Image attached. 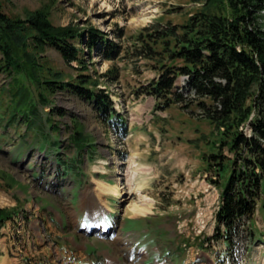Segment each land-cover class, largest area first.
<instances>
[{
	"label": "rangeland",
	"instance_id": "rangeland-1",
	"mask_svg": "<svg viewBox=\"0 0 264 264\" xmlns=\"http://www.w3.org/2000/svg\"><path fill=\"white\" fill-rule=\"evenodd\" d=\"M2 1L10 16L25 18L42 9L56 25L98 27L124 48L144 27L183 23L202 7L201 0ZM120 31L122 38L116 35ZM47 54L67 77L80 71L77 62L66 64L55 49ZM123 54L115 61L93 55L85 72L110 94L127 124L124 137L92 104L69 91L56 95L65 116L50 117L60 123L59 131L48 128L49 136L59 139L62 156L52 148L44 152L42 140L28 133L22 119L7 125L9 114L0 118V210L11 215L0 229V264L4 259L11 264H264L262 203L250 222H240L239 235L230 242L212 239L221 190L210 181L215 174L204 170L207 149L201 141L211 124L195 105L163 108L140 94L158 72ZM7 84L0 73V91ZM177 88L184 89L182 78ZM1 96L9 103L8 95ZM76 122L84 131V149L73 144ZM61 158L69 167L58 165ZM131 177L140 191H131ZM97 180L120 185L122 195L100 201ZM135 204L147 214H134ZM90 210L104 222L109 219L108 233L80 230V221L94 218Z\"/></svg>",
	"mask_w": 264,
	"mask_h": 264
},
{
	"label": "trees",
	"instance_id": "trees-1",
	"mask_svg": "<svg viewBox=\"0 0 264 264\" xmlns=\"http://www.w3.org/2000/svg\"><path fill=\"white\" fill-rule=\"evenodd\" d=\"M201 1L202 7L185 22L146 26L124 48L98 27L56 25L42 9L25 18L10 16L0 0V73L8 81L0 91V118L8 113L7 125L22 119L44 150L52 148L62 156L59 139L50 137L48 128L59 131L60 123L50 117L58 113L61 121L65 116L56 95L69 91L92 104L124 137L127 124L110 94L99 88L98 78L85 72L90 64L86 61L93 55L115 61L123 51L122 58L145 61L158 76L140 94L154 97L163 108L195 105L212 126L201 140L207 149L204 170L215 174L210 181L221 190L212 239L230 242L239 235L240 222H250L260 203L264 207V0ZM116 35L122 38L123 33ZM49 48L66 64L77 62L78 74L67 77L52 66ZM183 76L181 90L177 82ZM1 95H8L9 103ZM75 124L73 144L84 149V131ZM10 218L8 209L0 210V229Z\"/></svg>",
	"mask_w": 264,
	"mask_h": 264
},
{
	"label": "bare ground",
	"instance_id": "bare-ground-1",
	"mask_svg": "<svg viewBox=\"0 0 264 264\" xmlns=\"http://www.w3.org/2000/svg\"><path fill=\"white\" fill-rule=\"evenodd\" d=\"M134 177V176H133ZM131 180L130 181V189H133L131 191H140V189L138 187H134L133 184H132V177L129 179ZM96 182L97 183V197L100 199V201L104 202V197L108 198V196H110L111 194L113 196H121L122 195V187L120 185H115V184H109V183H106L104 181H101V180H97ZM140 194V193H139ZM142 194V193H141ZM140 194V195H141ZM94 198V197H93ZM147 200V198L143 197L142 200ZM90 201L93 203V199H90ZM88 203V202H87ZM94 207V206H93ZM131 211L136 214V215H142V216H145L147 214V210L145 207L143 206H139L137 204H135ZM104 229V228H103ZM104 232H107V228H105L103 230ZM103 231H100L103 232ZM2 264H11L9 263L8 259H4Z\"/></svg>",
	"mask_w": 264,
	"mask_h": 264
}]
</instances>
